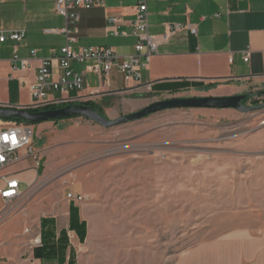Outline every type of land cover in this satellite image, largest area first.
I'll list each match as a JSON object with an SVG mask.
<instances>
[{"label": "crops", "instance_id": "obj_1", "mask_svg": "<svg viewBox=\"0 0 264 264\" xmlns=\"http://www.w3.org/2000/svg\"><path fill=\"white\" fill-rule=\"evenodd\" d=\"M55 1L0 0V33L26 31L21 43L0 45V105L32 108L31 87L37 82L41 61L54 58L55 53L59 57L67 46L62 33L66 21L57 14ZM143 1L105 0L104 6L79 10L78 42L71 47L77 51L113 48L119 56L134 55L136 38L130 23ZM145 1L148 32L156 37L158 53L142 70L141 80L128 81L117 68L108 76H99L90 71L93 60L75 62L71 69L83 76L84 85L64 94V87L58 84L64 70L58 62L50 69L52 78L48 81L58 84V90L47 91V102H95L107 119L115 120L163 100L238 96L250 84L264 85V0ZM110 16L126 19L118 28L119 36L109 32ZM172 24L181 29L163 41ZM24 59L30 60L27 69L21 65ZM33 127L34 148L42 165L37 170L28 160L14 168L25 196L17 203V211L0 224V264L94 262L93 254L84 253L91 232L89 205L66 198L63 186H73V196L80 194L75 183L57 175L72 160L105 148L108 135L83 118L44 121ZM61 132L66 135L60 136ZM4 187L0 180V217L5 210L1 197ZM37 237L40 246L32 243ZM206 246L194 264H255L262 254L255 252L260 249L258 243L214 242Z\"/></svg>", "mask_w": 264, "mask_h": 264}, {"label": "rangeland", "instance_id": "obj_2", "mask_svg": "<svg viewBox=\"0 0 264 264\" xmlns=\"http://www.w3.org/2000/svg\"><path fill=\"white\" fill-rule=\"evenodd\" d=\"M263 92L238 94L253 95L249 112L167 110L100 126L107 146L57 175L89 205L84 253L95 260L85 264H194L214 242L258 243L264 264Z\"/></svg>", "mask_w": 264, "mask_h": 264}, {"label": "built area", "instance_id": "obj_3", "mask_svg": "<svg viewBox=\"0 0 264 264\" xmlns=\"http://www.w3.org/2000/svg\"><path fill=\"white\" fill-rule=\"evenodd\" d=\"M105 0H56L55 9L59 16L66 21V28L62 31L66 35L67 46L60 51V56L55 53L54 58L41 61L37 82L31 87L34 104L31 109L44 108L49 105H60L62 101L47 102V91L58 90V84L64 88L62 92L67 94L70 90L82 89L84 85L83 76L72 71V63H85L93 60L95 65L89 67L90 71L99 76H108L117 68L128 81H140L142 70L148 67L151 58L158 53V42L149 32L148 6L144 0L136 7L135 20L132 35L136 38L135 54L132 56H119L113 48H89L74 50L71 45L78 42L79 24L81 17L79 10H90L97 6H104ZM126 24V19L119 16L108 17V29L110 34L119 36L118 28ZM181 29L180 25H171L163 35V41H168L170 37ZM195 32V31H194ZM125 35V34H124ZM26 38V31H13L0 33V45L7 41L21 43ZM35 52L32 56L35 57ZM249 56L245 57L248 61ZM19 59L16 56L15 61ZM60 63L64 74L60 77L58 84H50L52 78L50 69ZM22 68L30 66V60H21ZM34 127L33 125L15 122H3L0 124V180L5 184L1 191V197L5 203V210L0 217V224L10 218L18 209L17 203L21 202L25 194L22 192L21 181L17 178L14 168L28 160L35 163L39 170L42 165L41 158L34 148ZM33 185H31L32 188ZM69 200L83 201L82 196L68 195ZM34 245H41L40 237L32 242Z\"/></svg>", "mask_w": 264, "mask_h": 264}, {"label": "water", "instance_id": "obj_4", "mask_svg": "<svg viewBox=\"0 0 264 264\" xmlns=\"http://www.w3.org/2000/svg\"><path fill=\"white\" fill-rule=\"evenodd\" d=\"M249 98L248 95H238L230 97H194V98H179L163 100L152 103L145 109L122 116L115 120H109L98 112L85 107L84 105H68L66 107L43 111L31 112V107H18L0 105V119H21L30 123L59 122L63 120H71L83 118L96 123L104 128H113L123 124L136 122L152 115L167 111L179 109H214L225 110L233 109L239 112H249L253 109L245 106L244 102ZM263 109L264 104L255 109ZM30 110V111H29Z\"/></svg>", "mask_w": 264, "mask_h": 264}, {"label": "trees", "instance_id": "obj_5", "mask_svg": "<svg viewBox=\"0 0 264 264\" xmlns=\"http://www.w3.org/2000/svg\"><path fill=\"white\" fill-rule=\"evenodd\" d=\"M259 95L264 96V92L263 93H259ZM248 96H249V98L245 102L249 101L253 95H248ZM81 105H84L85 107H88V108L98 112L103 117H105L104 113H103V110L95 102H87V103H83ZM66 106H68V105H57V106L56 105H49V106H46L44 108L30 109V110H31V112H43V111L57 110V109H60V108L66 107ZM0 120H2L3 122L25 123V124H29V125L40 124V123L25 122V121H23L21 119L17 120L15 118H12V119H0Z\"/></svg>", "mask_w": 264, "mask_h": 264}, {"label": "flooded vegetation", "instance_id": "obj_6", "mask_svg": "<svg viewBox=\"0 0 264 264\" xmlns=\"http://www.w3.org/2000/svg\"><path fill=\"white\" fill-rule=\"evenodd\" d=\"M244 104H245V102H244Z\"/></svg>", "mask_w": 264, "mask_h": 264}]
</instances>
